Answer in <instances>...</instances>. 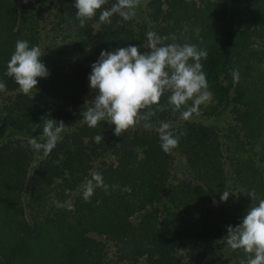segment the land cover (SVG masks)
<instances>
[{"label": "trees", "instance_id": "16d2710c", "mask_svg": "<svg viewBox=\"0 0 264 264\" xmlns=\"http://www.w3.org/2000/svg\"><path fill=\"white\" fill-rule=\"evenodd\" d=\"M130 2L0 0V264H264V0Z\"/></svg>", "mask_w": 264, "mask_h": 264}, {"label": "rangeland", "instance_id": "374dc122", "mask_svg": "<svg viewBox=\"0 0 264 264\" xmlns=\"http://www.w3.org/2000/svg\"><path fill=\"white\" fill-rule=\"evenodd\" d=\"M40 2L46 5V8H53V6L56 3V0H35V6L37 8H40ZM140 0H131L130 6L125 9L124 15L126 17H129L131 20L135 19L136 21H140L139 13H141V8L143 7V3L141 5L138 4ZM145 8V4H144ZM139 13H138V11ZM47 12L44 13V17H46ZM50 19H54L52 17L47 18L44 22V20H41L39 22L40 28L45 31V35L43 36V41H41V44L34 48V51H38L42 55H51L54 56V58H58L57 55L60 53L58 49L64 51L63 55V65L66 67V69H70V67L76 63L77 61H80L84 64L87 63V60L85 59L84 54L77 53L76 51H69L70 43L69 39L72 37L68 36V31L65 30H59L55 29L50 30L51 26L53 24L49 23ZM264 66V64H263ZM100 89L98 85L94 81L88 82V91L86 95V102L94 101L95 103H100L102 108L101 111L98 113H101L102 117L105 119H115L117 117V108L115 105V102L112 100H101L99 98L100 95ZM193 95L196 97V100L202 103L203 105L207 104L210 101V94L207 91L203 90H196ZM89 113L91 114V109L86 106ZM204 123L208 125H216L214 127H217V129L220 132L221 140L224 142H232L235 140V136L233 131L231 130L232 124V117L230 116L228 110L224 111V114H211L207 120L204 121ZM119 251L116 247L109 248L108 252V263L109 264H129L128 262H117V257L119 256ZM138 264H145V261L143 258H140L138 261ZM188 264H193L192 261H189Z\"/></svg>", "mask_w": 264, "mask_h": 264}]
</instances>
